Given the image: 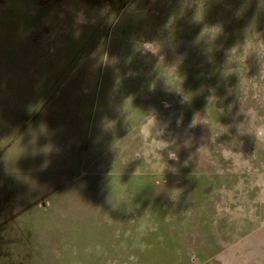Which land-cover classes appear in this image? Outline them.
Here are the masks:
<instances>
[{
	"label": "rangeland",
	"instance_id": "374dc122",
	"mask_svg": "<svg viewBox=\"0 0 264 264\" xmlns=\"http://www.w3.org/2000/svg\"><path fill=\"white\" fill-rule=\"evenodd\" d=\"M3 91L86 152L47 210L0 176V264H264V0H0Z\"/></svg>",
	"mask_w": 264,
	"mask_h": 264
},
{
	"label": "crops",
	"instance_id": "0c3cea01",
	"mask_svg": "<svg viewBox=\"0 0 264 264\" xmlns=\"http://www.w3.org/2000/svg\"><path fill=\"white\" fill-rule=\"evenodd\" d=\"M0 93L5 99L15 98L17 94L16 91ZM34 98L36 101L32 104L7 107L0 111V176L11 180L10 190L18 195L12 198L21 199L15 215L38 201L47 210L44 199L61 186L81 182L80 169L84 167L82 157L86 151L85 138L82 136L85 135L86 117L83 115L81 118V111L78 109L76 112L74 106L68 105L61 115L65 124H62V129L58 125V130L55 128L54 112L39 111L37 96ZM42 118L46 120L45 124L38 123ZM81 128L83 131H80ZM34 131H40L41 135H33ZM58 144L62 145L61 150ZM7 198L11 199L10 196ZM0 216H3L0 224L5 223L4 213H0Z\"/></svg>",
	"mask_w": 264,
	"mask_h": 264
},
{
	"label": "clouds",
	"instance_id": "9594fccd",
	"mask_svg": "<svg viewBox=\"0 0 264 264\" xmlns=\"http://www.w3.org/2000/svg\"><path fill=\"white\" fill-rule=\"evenodd\" d=\"M170 158H173V159H174V158H175V155L170 156ZM169 195H170V193H169ZM170 196H171V195H170Z\"/></svg>",
	"mask_w": 264,
	"mask_h": 264
}]
</instances>
